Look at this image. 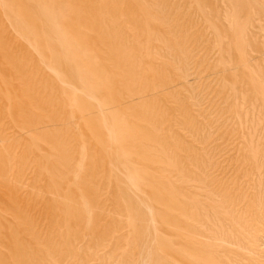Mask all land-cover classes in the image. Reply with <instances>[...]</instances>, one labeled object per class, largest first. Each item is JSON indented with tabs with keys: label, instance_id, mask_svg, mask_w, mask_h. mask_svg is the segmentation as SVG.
Listing matches in <instances>:
<instances>
[{
	"label": "rangeland",
	"instance_id": "374dc122",
	"mask_svg": "<svg viewBox=\"0 0 264 264\" xmlns=\"http://www.w3.org/2000/svg\"><path fill=\"white\" fill-rule=\"evenodd\" d=\"M197 245L264 264V0H0V261Z\"/></svg>",
	"mask_w": 264,
	"mask_h": 264
},
{
	"label": "bare ground",
	"instance_id": "6f19581e",
	"mask_svg": "<svg viewBox=\"0 0 264 264\" xmlns=\"http://www.w3.org/2000/svg\"><path fill=\"white\" fill-rule=\"evenodd\" d=\"M198 180V179H197ZM198 183V182H197ZM196 183V184H197ZM199 185V183L197 184V186ZM200 187V186H199ZM191 189V188H190ZM194 191L196 190V191H200L199 189L197 190V189H194V188H192ZM188 190V189H187ZM200 192H202V191H200ZM203 193V192H202ZM226 212V211H225ZM198 213V212H197ZM202 213V212H201ZM222 213H224V212H222ZM185 214H186V212H185ZM184 214V215H185ZM214 216V215H213ZM199 217V216H198ZM203 218V217H202ZM213 220V219H212ZM200 222V221H199ZM198 222V223H199ZM208 222H210V221H208ZM197 223V224H198ZM202 223V222H201ZM197 224L195 225L196 227H198L197 226ZM206 224H208V223H206ZM199 226H201L200 225V223H199ZM181 232V238H182V240H183V242H186V241H188L190 238H189V235H188V233H187V231H183L182 232V230H180ZM214 231V230H213ZM207 232H208V230H207ZM207 235H209V233L207 234ZM211 235H213L214 236V234H212L211 233ZM214 242H216V240L214 241ZM213 242V243H214ZM236 242V241H235ZM209 243V242H208ZM211 244V243H210ZM234 246V245H233ZM206 247H207V245H206ZM239 247V246H238ZM237 247V248H238ZM199 248H200V245H197V247H187V246H181V250H180V259L181 260H183V262H184V264H187L188 263V261L190 260V258H194V257H197V256H199L200 254H201V251H199ZM208 248V247H207ZM217 254V253H216ZM207 256V255H206ZM206 256H204V258L206 257ZM220 256H222V255H220ZM208 258L210 257V256H207ZM224 257V256H223ZM235 262V261H234ZM213 263H215V264H219V263H217L216 261L214 262V259L213 258H210V259H208L207 260V258L205 259V261H203V264H213ZM0 264H9L8 262H6V261H0ZM18 264V263H17ZM194 264H197V263H194Z\"/></svg>",
	"mask_w": 264,
	"mask_h": 264
}]
</instances>
